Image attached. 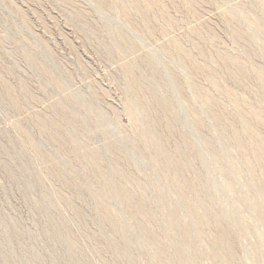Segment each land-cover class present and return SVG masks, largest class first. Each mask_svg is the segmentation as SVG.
Instances as JSON below:
<instances>
[{
	"label": "rangeland",
	"instance_id": "obj_1",
	"mask_svg": "<svg viewBox=\"0 0 264 264\" xmlns=\"http://www.w3.org/2000/svg\"><path fill=\"white\" fill-rule=\"evenodd\" d=\"M0 264H264V0H0Z\"/></svg>",
	"mask_w": 264,
	"mask_h": 264
}]
</instances>
